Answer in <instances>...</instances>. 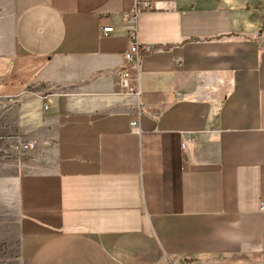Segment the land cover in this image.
I'll return each instance as SVG.
<instances>
[{
	"label": "crops",
	"instance_id": "0c3cea01",
	"mask_svg": "<svg viewBox=\"0 0 264 264\" xmlns=\"http://www.w3.org/2000/svg\"><path fill=\"white\" fill-rule=\"evenodd\" d=\"M14 4L0 243L27 264H264V0Z\"/></svg>",
	"mask_w": 264,
	"mask_h": 264
},
{
	"label": "built area",
	"instance_id": "2783aa9c",
	"mask_svg": "<svg viewBox=\"0 0 264 264\" xmlns=\"http://www.w3.org/2000/svg\"><path fill=\"white\" fill-rule=\"evenodd\" d=\"M147 8H151L150 5H145ZM130 21L136 22V15L129 16ZM113 27L104 28L102 30L103 36H108L113 32ZM260 45L264 48V29L261 30ZM144 48H142L138 43L133 42L123 55L124 59V68L118 75V92L122 95H134L139 96V72H140V62L141 55ZM47 106H45V109ZM131 125L136 127L138 125L137 120H132ZM38 148V143L36 141H27L20 143V149L23 152L35 151ZM260 211L264 212V200L261 201Z\"/></svg>",
	"mask_w": 264,
	"mask_h": 264
},
{
	"label": "rangeland",
	"instance_id": "374dc122",
	"mask_svg": "<svg viewBox=\"0 0 264 264\" xmlns=\"http://www.w3.org/2000/svg\"><path fill=\"white\" fill-rule=\"evenodd\" d=\"M15 0H0V37L15 14ZM6 36V35H5ZM7 37V36H6ZM14 243H0V264H27Z\"/></svg>",
	"mask_w": 264,
	"mask_h": 264
}]
</instances>
